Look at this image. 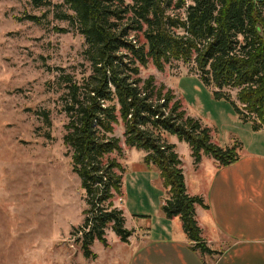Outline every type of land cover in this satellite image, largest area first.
I'll return each mask as SVG.
<instances>
[{
    "label": "trees",
    "instance_id": "1",
    "mask_svg": "<svg viewBox=\"0 0 264 264\" xmlns=\"http://www.w3.org/2000/svg\"><path fill=\"white\" fill-rule=\"evenodd\" d=\"M31 3L50 7L54 0ZM60 5L67 10L56 9L57 17L84 36L90 64L80 79L58 68L54 81L68 117L64 143L88 205L73 231L83 254L96 258L91 249L96 240L109 245L108 228L124 243L134 233L126 227L124 209L113 203L117 194L123 196L124 167L117 155L124 146L145 151V163L159 170L167 195L162 210L169 219H181L190 248L220 254L203 237L197 218V208L208 205L188 191L183 160L167 135L186 141L196 164L209 155L228 166L239 160L241 143H215L211 129L188 115L173 89L158 85L154 76L144 79L141 67L192 65L216 99L231 101L255 131L264 129V0H62ZM41 114L51 125L49 111ZM120 124L123 138L115 134Z\"/></svg>",
    "mask_w": 264,
    "mask_h": 264
},
{
    "label": "rangeland",
    "instance_id": "2",
    "mask_svg": "<svg viewBox=\"0 0 264 264\" xmlns=\"http://www.w3.org/2000/svg\"><path fill=\"white\" fill-rule=\"evenodd\" d=\"M61 2L36 8L31 0H0V264H106L102 242L96 240L91 246L101 255L97 263L85 257L73 235L88 205L64 143L68 117L54 81L58 68L80 79L90 72V64L84 56V36L57 17L56 9L67 10ZM29 15L42 19L35 22ZM191 68L174 62L159 70L149 63L141 67V76H154L158 85L173 89L188 115L208 126L218 145L240 142L239 153L264 154V129L255 131L231 101L216 99L213 88ZM232 93L236 98L237 91ZM42 111H49L51 125ZM123 133L120 124L115 134L123 138ZM167 139L177 145L184 174L194 189L190 145L177 135L169 134ZM145 154L124 146L117 155L124 167L123 196L117 194L113 203L125 210L129 229L154 227L164 216L166 189L159 170L145 163ZM177 220L182 232L177 226L175 235L186 234L181 219ZM158 227L165 230L162 224ZM106 238L111 261L123 243L112 228Z\"/></svg>",
    "mask_w": 264,
    "mask_h": 264
},
{
    "label": "crops",
    "instance_id": "3",
    "mask_svg": "<svg viewBox=\"0 0 264 264\" xmlns=\"http://www.w3.org/2000/svg\"><path fill=\"white\" fill-rule=\"evenodd\" d=\"M241 152L239 160L228 166L209 155H203L198 164L193 160L194 189L185 174L188 191L203 196L208 205L197 208L203 237L220 254L201 255L191 249L186 234L175 235L177 226L181 230L179 218L168 219L163 212L156 226L134 229L128 243L121 241L122 249L111 261V245H104L105 263L264 264V154ZM94 253L95 262L101 255Z\"/></svg>",
    "mask_w": 264,
    "mask_h": 264
}]
</instances>
